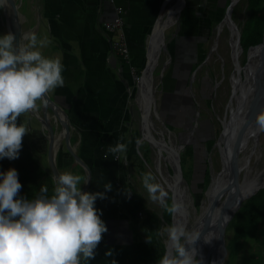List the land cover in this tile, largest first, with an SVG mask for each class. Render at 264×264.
<instances>
[{"label":"crops","instance_id":"crops-1","mask_svg":"<svg viewBox=\"0 0 264 264\" xmlns=\"http://www.w3.org/2000/svg\"><path fill=\"white\" fill-rule=\"evenodd\" d=\"M162 1L117 0L123 9V24L110 34L104 29V23L114 15L113 4L108 0H28L30 18L20 12L18 5L22 33L35 31L39 39L46 40L40 46L43 55L61 59L64 84L48 94L69 115L73 125L69 133L72 150L81 158L94 160V185L89 191L106 193L104 198L96 199L95 206L101 210V218L106 223L107 231L102 233L96 254L89 264H109L112 259L117 264H130L135 231L137 236L142 234L138 224L129 218L124 209L127 201L140 198L134 191L133 175L123 165V160L127 157V152L130 154L133 151L136 132L133 126L135 119L132 97L135 84L132 73L138 74L143 69L146 60L145 38L159 14ZM188 4L192 8L188 17L175 22L177 28L167 44L165 31L169 26L163 31L164 48L161 50L171 53L172 61L179 60L190 68L196 63L194 52L188 55L187 60H182L183 57L175 58L174 53L184 42L187 43L186 34L192 36L194 41V36L188 34V28H192V20L200 14V8L198 11V6H192V2ZM2 12L0 10L1 24L5 21ZM183 35L185 36L181 40ZM121 37L128 49L126 58L121 57L112 47V43ZM170 76L175 74L167 78L168 81H174L175 78ZM35 111V116L40 120L42 103ZM61 112L62 110L61 117H64ZM46 116L55 128L52 147L57 148L55 162L59 172L74 170L78 162L67 151L62 126L57 123L50 110L46 112ZM22 117L21 114L18 122H23ZM30 122L28 118L25 124L29 131L23 137L38 159L48 166L46 149L51 144L49 134L44 130L41 120L40 128L35 129L31 128ZM117 140L127 145L126 152L118 161L111 153H107L105 157L108 145L115 144ZM104 181L111 183L110 190L104 188ZM108 250H111V255H105Z\"/></svg>","mask_w":264,"mask_h":264},{"label":"clouds","instance_id":"clouds-1","mask_svg":"<svg viewBox=\"0 0 264 264\" xmlns=\"http://www.w3.org/2000/svg\"><path fill=\"white\" fill-rule=\"evenodd\" d=\"M10 6V0H0V10ZM14 41L12 31L0 32V159L19 156L22 138L29 130L25 123L18 122V117L37 110V101L46 104L47 94L64 84L61 59L45 56L41 51L40 46L46 40L39 39L35 31H27L18 43ZM239 64L243 65L240 61ZM143 74L140 71L137 75L143 78ZM133 82L134 92L138 93L140 85ZM254 121L256 130L264 131V108L255 114ZM137 147L133 151L136 154ZM126 148L124 142L117 140L108 145L105 157L111 153L119 160ZM132 154L128 152L123 160L131 174ZM51 179V189L41 184L35 194L27 197L19 194L22 185L17 169L0 170V264H89L95 256L102 233L107 231L95 201L106 193L89 191L91 186L82 190L88 179L83 172L65 170ZM141 179L148 199L172 216V222L157 233L164 238V247L156 264H203L196 246L203 224H189L184 219L183 202L174 196L169 198V192L151 171L145 172ZM104 188L110 190L111 183L104 181ZM137 215L141 218L143 211ZM211 237L207 233L203 239L208 242ZM148 240L152 242L149 237ZM105 255H111V250ZM109 264L117 261L112 259Z\"/></svg>","mask_w":264,"mask_h":264},{"label":"rangeland","instance_id":"rangeland-1","mask_svg":"<svg viewBox=\"0 0 264 264\" xmlns=\"http://www.w3.org/2000/svg\"><path fill=\"white\" fill-rule=\"evenodd\" d=\"M17 1L20 7V12L23 14H27V16L30 18V7L28 4V0L27 1L21 0L20 2L19 0H16V2ZM186 1L187 0H185V3ZM208 1L209 0H202L201 2L204 3ZM213 1L216 2V4L218 5L219 12H221V10L223 12V7L227 0H211L210 2ZM170 4H172V1H170L167 5ZM241 4L242 1L237 0V2L232 7V9L234 10L233 13L234 20L238 21V19L241 17L242 14ZM7 10L8 8L4 9L2 12L4 18L5 15L7 14ZM185 13H186V8L184 9V15ZM175 28H177V23L175 24L173 23L166 29L165 44H167L171 39V35ZM0 31L1 32L8 31L5 21L3 22V24L0 23ZM208 32L209 34H211V37H209V40L207 41V46H209L207 50L208 54L204 58L200 67L199 66H198L199 68L197 67L198 68L197 71H195V73L193 72L190 74L193 77L191 82L192 85L191 91L194 94V97H192L193 102H195L193 103V126H194V131H196L195 138L197 141L200 142L202 140L204 141L202 142L203 146L200 148L199 142H197L193 137L191 138V141L196 144V151L194 154V165L192 163L193 157L191 154V147L189 146L190 143L185 141L190 130V125H191L190 118L189 116L184 115V118L179 120L180 124L183 125L182 129H179V127L174 124H167L168 122L165 120L163 114V110H164L163 107L165 105H163L162 96L159 99L161 94L160 91L161 87H158L159 91H157L156 89L154 91L156 110L160 120L155 115H152L151 117L152 121L154 122V127L158 131H161L163 133L164 138L167 140L168 144L171 141L174 144L176 150L179 152V164L184 176V178L181 177L182 179L181 186L182 188L183 187L186 188L183 198L185 201L184 203L187 206V211H188L187 222L189 224H192L194 222L195 216L200 214L203 205L205 206L208 203L207 199L205 198L206 197L205 192L208 189L210 180L213 178V176L217 175L218 171L221 170V166H222L220 150L223 154V157L227 156V155L224 156L223 153L224 150L227 149V145H225V147H222L223 145L221 142L222 137L220 139L221 141L219 140L220 150L217 147V145L213 146V144L211 148L208 150L206 138L215 136V128L217 129L218 124L220 125L219 130H221V122H223V124L228 122L229 110L231 107H235V97L239 94V90H236L231 95L232 86L234 87V89L237 88L234 68H236L235 66L238 67V60H239V55L238 58L235 59V56L239 51V47L236 45L235 35L234 33L230 35V31L228 27L225 25V23L219 26L218 31L217 29L215 30V28L213 27L212 29H208ZM216 33L218 34L217 36ZM200 36L205 37L206 34L203 35L201 34ZM159 46H160L159 43L156 44V47L154 49L155 58L157 56ZM190 49L193 50V47L191 46ZM190 49H188V47L185 48V50H190ZM169 56L170 55L166 51L161 50L159 54L158 62L154 70L152 71V77L149 83L150 86L155 84V88H156V85L161 84L159 83V81L161 82V78L165 74L164 73L162 74V76H160L161 66L163 62H166L165 66H168L170 59ZM234 60H235V64H234ZM171 62L172 59L170 60V63ZM195 69L196 68H194V70ZM241 74L243 79V71L241 72ZM176 75L178 76V72L176 73ZM184 77L187 79L188 75ZM200 80H201V84H200ZM163 86H166V83L164 82V77L162 80V89H164ZM182 87H183L182 85L181 86L178 85L176 87V90H174V88L173 90L174 92L181 93ZM167 90L171 91L169 90V88ZM132 99H133L132 103L134 104L133 112L135 119L133 122V126L134 128H136V132L134 133V137H133L134 148L132 150L134 152L136 150V141H138L142 137V134L144 138L140 141V144L137 147L138 153L134 154L133 151L130 152L133 153L130 163L131 164L135 163L134 171L132 174L134 178V188H135L134 191L135 193L138 194V197L143 200L144 205L148 209L158 210L160 217L164 215L166 219V217H168V215L170 214L167 212L166 209L160 207L158 203H155L148 199V193L146 192V190L142 185L141 178L145 172L151 171L158 182L160 181L163 182L161 175L163 178L165 177L170 179L174 175L170 167L173 164H171L168 161L162 160V158H160L159 162L161 164L160 165L161 172L159 171L157 167L156 149L153 147L151 139H150L151 143L145 139L146 138L145 135L147 134V131L146 129L144 130L145 128L144 122L142 120L141 109L138 103V93L136 91L133 93ZM145 99L148 109L150 111L154 110L152 105L153 97L150 94H146ZM40 103H41L40 101H37L38 106H40ZM22 115H23L22 119L24 123H26L28 118H30L31 128L33 129L37 127L40 128L39 125L40 120L34 115V113L29 112V113H24ZM162 122H164L166 126L170 127L171 129H169L168 127L165 128ZM172 122L174 121L172 120ZM178 131H182V132H178ZM156 136L158 137L159 134L156 133ZM182 144L183 146H181ZM186 146L187 148L185 149ZM240 151H242L241 148ZM256 151L257 152L254 154V156L253 153L250 152L251 161L249 164V168L247 170L243 169L242 170L243 173L241 172V174L245 173L247 175H252L256 172L264 170V132L260 134ZM138 157L140 158L139 161H138ZM206 158L207 161H205ZM192 165L194 171L192 178H190L189 172L190 169H192ZM207 165H209L210 172L209 174L206 175L204 174L205 173L204 171L207 168ZM81 167L82 166L76 163L75 169L73 171H79L85 173L84 168ZM83 185L84 183L81 184V187ZM167 185L169 187V184ZM165 189L169 192L171 198V190L167 189L166 187ZM224 194L225 192L223 193V195H221L220 198H223ZM234 234H235L234 226L231 228L229 227L228 229L226 227L225 240L227 243L228 252L227 255L224 257L222 264H257L258 262L259 264H264V252L261 247L262 244L259 245L258 244L259 241L255 242L254 239H249L248 241L238 238L233 239ZM137 235L138 234H136L135 231V243H134L135 245L137 244V240L143 237L142 234L141 236H137ZM252 254L256 255L257 261L253 259V257L251 258ZM211 256L209 257V259H211Z\"/></svg>","mask_w":264,"mask_h":264},{"label":"trees","instance_id":"trees-1","mask_svg":"<svg viewBox=\"0 0 264 264\" xmlns=\"http://www.w3.org/2000/svg\"><path fill=\"white\" fill-rule=\"evenodd\" d=\"M195 1L196 0H187V3L192 2L195 5ZM210 1L211 0L207 2L208 8H204L203 10L200 8V14L196 15V18L192 20V28H189L188 34H197V25L203 24L204 30L207 31L208 35V29H211L212 26L217 23V21H220L222 19L229 0L225 2L223 12L222 10L221 12H219L216 2ZM241 1V17L238 19V21L234 20V10L232 9L231 18L235 21L240 31L239 40L242 47V52L239 57V61L241 64H244L246 60L247 48L259 43L262 40L264 30V0ZM185 8L186 13L184 15ZM185 8H183V10L181 11L179 20H185L188 17L190 10L192 9L191 7H189V4H187ZM186 37L188 41L190 40L194 52L195 45L193 42V37L187 36V34ZM182 39L183 38H181V40ZM182 50H185L184 45H181L180 48L176 50L175 58L180 59L182 57H188V55L190 54L189 50H185L184 52ZM254 53V51L250 52V62L254 56ZM175 62L177 65L180 64L179 60ZM195 67L196 64H192L189 69L186 67V70L188 69L187 74H189ZM174 74L175 76H177L176 73ZM181 74L183 73L178 72V76H181ZM168 128L171 129L170 127ZM219 129L220 125L218 124L217 129L215 128V136L208 137V150L214 143L215 138L220 131ZM186 148L187 146L185 147V149ZM139 160L140 158L138 157V161ZM134 164L135 163L131 164L130 166L134 168ZM8 167H15L18 171V179L20 180L22 185L21 189L19 190V194L21 195L31 197L38 191L41 184H47L49 189H51L52 187V175L49 167L38 159L36 153L29 147L24 138H22V147L19 150V156L17 158L8 159L7 157H5L3 159H0V170L7 169ZM193 171L194 170L192 165V169H190L189 172L190 178H192L193 176ZM204 172V174L206 175L209 174L208 168H206ZM182 178H184L183 173ZM124 209L127 215L130 216L129 218H131V220H134L136 224L140 226L139 228L141 229L142 236L144 237L139 238L137 240V244H134L133 248L130 250V252L132 253V262L130 264H156V260L158 259L160 252L163 251L164 247L163 237L157 236V233L162 227L171 223L170 215H168L166 219L164 215L160 217L158 210L148 209L147 207H145L142 199L127 201ZM138 211H143V215L141 218H139V216L137 215ZM233 226L235 227V234L233 236V239L238 238L246 241H248L249 239H254L255 242L259 241L258 244H262L261 247L264 252V187L258 189L256 193H254L241 203L238 210L229 221L227 229ZM148 237L151 238L152 242L148 240ZM252 257L257 261L255 254H252L251 258ZM257 264H259V262Z\"/></svg>","mask_w":264,"mask_h":264},{"label":"water","instance_id":"water-1","mask_svg":"<svg viewBox=\"0 0 264 264\" xmlns=\"http://www.w3.org/2000/svg\"><path fill=\"white\" fill-rule=\"evenodd\" d=\"M167 1L168 0L162 1V5L160 7L159 14L157 15V17H156V19L152 25L151 31L147 37L148 39L146 40V45H145L146 61H145V64L143 66V69L141 70L143 73H144L145 69L147 68V63H148L147 62L148 45H149L148 40L151 37V35L155 29V26L160 19L162 9L165 6V4L167 3ZM236 2H237V0H229V3L225 9L223 18L217 24L216 29L218 31L219 26L221 24L225 23L226 26L228 27L229 31H230V35L232 33H234L235 41L237 43V46L239 47V53H241L242 47H241L240 41H239L240 31H239L236 23L231 18V10H232L233 5ZM10 5L11 6L8 8L7 14L5 16V23H6L8 31H12L16 36V41H14V43H18L20 36L23 34L22 29H21V24H20L18 3L16 2V0H10ZM184 6H185V2H184V0H181V3L179 2V5L175 9L176 14H175L174 23L178 20L180 13L183 10ZM217 35L218 34L216 33V36ZM161 37H162V42L159 46V50H158L156 59L158 58L162 47L164 48L163 32H161ZM230 43H231V41H230ZM262 44H264V30H263L262 40L259 43L252 45V46H249L247 48L245 63L243 65H240L239 61H238L239 67L241 69L244 68L249 62L250 52L254 51L256 53L255 50L261 46L260 50L254 55L253 71L251 74V76H252L251 79H252V84H253L252 88L250 89L249 87H245L244 89L239 90L238 97L237 96L235 97V107H231L229 110V114H228V123L230 124L228 132H231L233 130V135H232V138H230L228 140L230 142L229 150L227 151V149H226V150H224L223 153H224V155H228V157L230 155V158L232 161V167L231 168L233 171H232V174L230 175V177L228 176L226 183H224V187L220 188L213 195L211 200L208 201V203H207L208 208L205 212V216L203 217V224L204 225H203V228L201 230V238L197 241V243H199L203 240L202 238L204 236V232L208 229V226L206 225L208 218H209L208 213H210V212L213 213L214 207L217 205L218 200L221 197V193H223L229 189H234L235 190V196H236L235 202H233V204H231L229 207H227V204H223V203L221 204L220 209H219V213H218L219 216H217L214 219V223H213V227H212V231H211L213 234L215 232V237H214V241H213V245H214L213 249L217 248V250H219L220 255H219L218 261L221 263L223 262V259L227 255V252H228V247H227V243L225 240V231H226V227H227L229 221L232 219L235 212L238 210L239 206L241 205V203L245 199L249 198L251 195L256 193L258 191V189L264 187V184H261L258 187L254 188L253 190H251L250 192H248V194L245 196L240 194L239 183L241 184L243 182V178H244V174H241V172L243 173V171H242L243 168L241 167V164H240V161L242 158V154H240L241 151L239 148V144H240V140H241L240 135L245 134L248 127L252 124H255V121H254L255 114L259 110L264 108V80L260 81L258 79L259 70H260L261 66H264V58L263 59L261 58V56L264 57V45H262ZM165 65H166V62H163L162 66H161V70H160V75H162V72H163ZM234 72H235V76L237 77V80L240 79L239 78V72L236 71V68H234ZM150 77H152V72L149 70L148 71V78H150ZM243 79L245 81L244 71H243ZM188 87L189 88L191 87V80H189ZM232 93H234L233 86H232ZM232 93H231V95H232ZM42 105H43V111H42V115H41L40 120H41L42 124L44 125V130L48 132L49 139L51 142V144L50 145L48 144V146H47L46 154H47L48 166H49V169L51 171L52 176L59 173V172H58V168H57V165L55 162V154H56L57 148L55 149L52 147L55 128L53 126V123L47 119L46 112L48 110H50L53 113L54 119L57 121V123H59L62 126L63 139L66 141L67 151L71 153L72 158H74L84 168L85 173L88 175L87 182L85 183V186L83 187L82 190H86L89 186L92 187L94 185V178H95L94 177V167H93L94 160L81 158L72 150L71 146L69 145V133H70V130L73 127V125L70 122L68 113L64 112L63 108L61 107V104L56 103L49 96V94H47V103L42 104ZM59 106L61 108L58 109ZM60 109L62 110L61 113L63 114L64 117H61L60 112H59V111H61ZM232 109H234V110L232 111ZM237 119L239 120L238 121L239 123H238V125L235 126ZM234 122H235V124L233 126L232 124ZM162 124L164 127H166V124L164 122H162ZM223 129H224V124H223V122H221V130H220L219 134L217 135V137L213 143V146L217 145L219 150H220L219 138L223 133ZM193 132H194V128L189 130L190 135ZM142 139H144L143 134H142V137L136 142V147L139 145V143ZM148 142H150V141H148ZM222 144H223L222 147H225L224 141L222 142ZM181 146H183V144ZM174 150H175V155H176V163L174 162L173 165H171L170 167H171L172 173H174V174H175V170L178 168V170L180 172V176L182 177L181 168H180V164H179V152L176 150L175 147H174ZM165 153H166V151H165ZM220 157H221V162H222L221 165L222 166H221V170L218 171V173L216 175L217 177L223 172V169L225 168V164L223 161V154H222L221 150H220ZM115 160H117V159H115ZM227 165L230 167L229 163ZM161 178H162L163 182L160 181V183L162 185L164 184V186L167 189L171 190L168 187V185H167L165 179L162 177V175H161ZM238 195H239V197H238ZM171 197H173V191L172 190H171ZM206 199H207V197H206ZM225 210H227L226 213H224ZM171 222H172V216H171ZM217 263L218 262H216L215 264H217ZM203 264H212V259L210 260L209 257L206 256L205 259L203 260Z\"/></svg>","mask_w":264,"mask_h":264},{"label":"bare ground","instance_id":"bare-ground-1","mask_svg":"<svg viewBox=\"0 0 264 264\" xmlns=\"http://www.w3.org/2000/svg\"><path fill=\"white\" fill-rule=\"evenodd\" d=\"M170 1H172V4L167 5ZM179 2L181 3V0H168L162 9L160 19L157 22L155 29H154L151 37L148 40V44H149L148 45V57H147L148 63H147V68L144 71L143 78H142V81L140 84V89L138 92V103L140 105L141 116H142V120L144 122V127H145L144 130L146 129V131H147V134L145 135L146 136L145 139H147L148 141L152 140V145L156 149V152H157V167H158L160 172H161V168H160L161 164L159 162V159L162 158V160L168 161L171 164H173L174 162L176 163V155H175V150H174V144L171 141L169 144L167 143V140L164 138L163 133L161 131H158L154 127V122L151 119L152 115H155L157 118L159 116H158L157 110H156V102H155V95H154L155 84L150 86L149 83H150L151 77L148 78V71L150 70L152 72L156 66L157 60L155 58L153 48H154L156 43L161 44V42H162L161 32H163L168 26H170L174 23L175 14H176L175 9L179 5ZM184 2H185V0H184ZM145 39H148V38H145ZM236 45H237V43H236ZM262 45H264V44H262ZM260 47L256 50V53L260 50ZM256 53H254V55ZM238 55H239V51L236 54L235 59L238 58ZM261 58L263 59L264 57L261 56ZM249 62H250V59H249ZM249 62L242 69L239 67V65H238V67L235 66L237 71L239 72V78L240 79L237 80V77H236L237 88L234 89V87H233L234 92L236 90H242L245 87H249L250 89L252 88L253 84H252L251 74L253 71L254 56L250 62V65H249ZM234 64H235V60H234ZM247 66H248V68H247ZM242 71H244V74H245V81H244V79H242V74H241ZM258 79L260 81L264 80V66H261V68L259 70ZM146 94H150L153 97L152 105H153L154 110H152V111H150L146 105V99H145ZM237 97H238V95H237ZM233 110L234 109H232V111ZM35 113H36V111H35ZM158 119L160 120V118H158ZM238 121L239 120L237 119L236 124L234 122L232 125L233 126H234V124H235V126L238 125V123H239ZM229 127H230V124L228 122L224 124L223 133L219 138V140H220L222 137V139H221L222 141L221 140L220 141L221 142L224 141L225 145H227V151L230 148V145H229L230 142L228 140L230 138H232V135H233V130L231 132H228ZM262 132H264V131L256 130L255 124H252L248 127L245 134L240 135L241 140H240L239 148H241L243 151V153L241 151L242 158H241L240 164H241V167L245 170H247L249 168V164L251 161L250 152L253 153V156L257 152L256 149H257V145L259 142L260 134ZM156 133L159 134L158 137L156 136ZM58 135H59V133H58ZM245 142H247V143H245ZM250 143H251V145H250ZM165 151L167 154L165 153ZM223 161L225 164V168L223 169V172L218 177L213 176V178L210 180V184L208 186V189L206 190L207 202L209 200H211L213 195L220 188L224 187V183H226L228 176L230 177V175L232 174L233 170L231 168L232 167V161H231L230 155H229V157H228V155L226 157H223ZM228 163H229L230 167L227 165ZM164 179H165L166 183L169 184V188L173 191V196L176 199L183 202V204L185 206V211H186V215H185L184 219H186L188 221L187 206L184 203L185 201L183 198V195L185 194L186 188L185 187L182 188V186H181L182 179H181L180 172H179L178 168L175 170V174L172 176V178L168 179V178L164 177ZM261 184H264V170L256 172L252 175H247L244 173L243 182L241 184L239 183L240 194L245 196L248 194V192H250L251 190H253L254 188L258 187ZM223 193H221V195H223ZM239 195H238V197H239ZM235 200H236L235 190L234 189L226 190L223 198H220L218 200L217 205L214 207L213 213L212 212L208 213L209 218H208V221L206 223V225L208 226V229L204 232V235L207 233L209 236L212 235L211 239L208 242H205L204 239L202 238L203 240L196 244V246L198 248V256H202V258L204 260L206 256L210 257L212 255L211 256V259L213 257L212 264H215L216 262H218L219 264H222L221 262L218 261L219 255H220L219 250H217V248L213 249V246H214L213 241H214V237H215V232L213 234L211 231H212L214 219L217 216H219L218 213H219V209H220V206L222 203L227 204V207H229L231 204H233V202H235ZM207 208H208L207 204L205 206L203 205L200 214L195 216L194 222L192 224H198V223L203 224V217L205 216V212H206ZM226 212H227V210L224 211V213H226ZM189 226L191 227V225H189Z\"/></svg>","mask_w":264,"mask_h":264},{"label":"flooded vegetation","instance_id":"flooded-vegetation-1","mask_svg":"<svg viewBox=\"0 0 264 264\" xmlns=\"http://www.w3.org/2000/svg\"><path fill=\"white\" fill-rule=\"evenodd\" d=\"M201 1L200 0H196L194 6H199L198 8H201L202 10L204 8H208L207 2L202 3ZM187 4L188 3L186 1L184 8L187 6ZM189 7H190V5H189ZM220 21H218L217 23H215L212 26V28L214 27L215 30H216V26H217V24ZM188 30H189V28H188ZM197 32H198L197 34H194L193 35L194 37L197 36V37L194 38V41H193L194 42V45H195L194 59L196 60V63H193V64L194 65L196 64V67H195L196 69L195 70L193 69L189 74H187V70L189 68L186 70V65L185 64L180 63L179 65H177L176 62L174 61V59L170 63V60L172 58H171V53H169L170 59H169L168 66H165L164 69H163V74L164 73L166 74V72L168 70L167 74L166 75L164 74V82L166 83V86H163L164 89H162V82H160L161 84L158 85L159 87H161V89H160L161 94H160L159 99L162 96V98H163V105H165L163 107V109H164L163 110V114H164L165 120L168 122L167 124H174V125L178 126L179 129H182V126H183V125L180 124V121L179 120H181L182 118H184V115L189 116V118H190V121H191L190 129L191 128H194V126H193V103H195V102H193V98H192V97H194V94L191 91L192 85L189 88L188 87V83H189V80H191V82H192V79H193V77L190 74L193 73V72L195 73V71H197V69L202 64L204 58L208 54V51L207 50H208V47L209 46H207V41L209 40V37H211V34H208L207 35V31L204 30L203 24L197 25ZM201 34L202 35L203 34H206V36L205 37H202V36H200ZM184 36L185 35H183L182 38H184ZM184 43H185L184 44V49L186 47H188V49L191 48V42H190V40L189 41L187 40V43L186 42H184ZM182 51L184 52L185 50H182ZM191 51L193 53V50H191V49L189 50V53H191ZM182 60H187V57H183ZM177 72L183 73V74H181V76H178L177 78L175 76H170L171 78H175L174 81H168L167 80V78H168L169 75H173V73H177ZM186 75H188V78L187 79L184 77ZM185 79H186V81H185ZM162 80H163V78H162ZM180 82L182 83V86H183L182 89H181V93L174 92V90H176V87L181 84ZM200 84H201V80H200ZM168 88L171 91H168L167 90ZM173 88H174V90H173ZM155 89L157 91H159L157 88H155ZM190 93H191V96H190ZM231 93H232V91H231ZM172 120L174 122H172ZM178 132H182V131H178ZM192 137L196 140V138H195L196 137V131H194L191 135L188 133L187 138H186L185 141L190 143L189 146L191 147V154H192V157H193L192 163L194 165V154H195V151H196V144L191 141V138ZM206 139L208 140V138H206ZM197 142H199V146L201 148L203 146V143L202 142H204V141L202 140L201 142L200 141H197ZM245 143H247V142H245ZM250 145H251V143H250ZM193 148H194V150H193ZM206 160H207V158H206ZM207 168L209 170V165H207Z\"/></svg>","mask_w":264,"mask_h":264},{"label":"built area","instance_id":"built-area-1","mask_svg":"<svg viewBox=\"0 0 264 264\" xmlns=\"http://www.w3.org/2000/svg\"><path fill=\"white\" fill-rule=\"evenodd\" d=\"M110 3L113 4L114 15L113 18L109 21L104 23V29L108 34L111 32L116 31L120 28L123 24V9L120 4L117 3V0H108ZM112 47L118 51L121 57L126 58L128 56V49L126 43L122 41V37L120 40H116L112 43ZM133 80L140 85L142 81V75H137L134 72L132 73Z\"/></svg>","mask_w":264,"mask_h":264}]
</instances>
